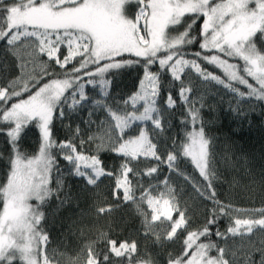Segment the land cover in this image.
I'll use <instances>...</instances> for the list:
<instances>
[{
  "label": "trees",
  "instance_id": "16d2710c",
  "mask_svg": "<svg viewBox=\"0 0 264 264\" xmlns=\"http://www.w3.org/2000/svg\"><path fill=\"white\" fill-rule=\"evenodd\" d=\"M44 2L52 9H70L83 0ZM148 3L129 2L123 14L135 20ZM20 4L0 0L3 33L10 9ZM203 23V15L186 14L165 32L164 42L175 43L169 52L200 70L180 78L160 65L168 55L163 51L156 58L120 56L118 66L107 71L101 67L112 61L88 64L92 39L79 30L57 31L62 36L56 56L43 46L38 28H30L35 34L9 30L0 36V221L15 159L36 156L25 151L21 137L28 131L40 136L37 121L17 133L13 108L51 82L69 81L74 87L55 107L48 126L53 169L48 194L38 206L48 264H185L192 257L218 264H264V88L242 69L243 78L258 91L207 61L216 53L203 48ZM66 33L84 37L87 51L70 57ZM252 44L264 56V20ZM147 72L157 78L161 110L160 129L150 133L155 158L132 155L121 146L122 140L139 136L136 127L117 137L119 148L105 145L94 151L97 134L107 127L103 117L133 114L131 100ZM91 79L108 83L106 97L99 100ZM79 82L86 83L83 100L73 91ZM194 128L202 130L208 150L204 176L187 154ZM64 146L95 159L103 176L93 182L77 172L64 156ZM162 185L176 198L178 209L170 220L155 218L142 199ZM122 247L127 250H117ZM0 264L25 262L15 255Z\"/></svg>",
  "mask_w": 264,
  "mask_h": 264
},
{
  "label": "rangeland",
  "instance_id": "374dc122",
  "mask_svg": "<svg viewBox=\"0 0 264 264\" xmlns=\"http://www.w3.org/2000/svg\"><path fill=\"white\" fill-rule=\"evenodd\" d=\"M18 1L21 4L10 9L7 16L5 33L18 30L19 36H25L35 34L30 28H38L42 30L40 40L46 49L52 51V56H56L61 44L58 41L62 35L57 31L79 30L92 39L88 64L112 61L101 67V70L107 71L118 66L115 59L120 56L156 58L163 51L168 55L159 60L160 65L168 67L177 78L189 70L200 74V70L194 63L169 52L175 43L164 42L165 32L168 27L177 25L186 14L203 15V48L216 53L207 61L223 69L233 80L258 91L243 78L239 72L242 69L247 77L255 78L264 88V56L252 44V37L264 20V0H149L147 8H139L135 20L127 18L123 8L127 3L138 0H83L77 8L70 9H52L44 0ZM5 33L0 30V36ZM63 37L67 38L65 43L70 57L87 51L88 44L84 43V37L73 33L63 34ZM88 83L99 100L106 97L107 82L91 79ZM73 88L69 81L51 82L26 103L16 105L11 112L18 134H22L25 125L37 121L40 136L33 131L22 135L20 144L27 153L36 156L26 161L15 159L9 182L3 190L5 209L0 221V260L11 261L17 255L25 264H48L43 250L45 238L38 229L41 220L38 206L46 197L53 169L48 126L55 107L62 102L67 90ZM85 88L86 83L79 82L73 90L81 100L86 99ZM156 98L157 78L147 72L138 94L131 100L133 114L128 118L113 114L103 117L107 127L97 134L94 151L105 145L119 148L117 137L136 127L140 130L139 136L122 140L121 146L132 155L155 158L156 147L150 133L160 129L161 125V110ZM61 150L66 159L74 163L77 172L87 179L95 182L103 176L100 164L95 159H86L71 146H64ZM187 154L204 176L208 150L202 130L193 129ZM142 199L145 207L157 219L170 220L178 209L172 189L166 190L163 185L155 186ZM181 226L182 223H179L176 229ZM191 239H195V236ZM117 250L125 251L127 247ZM198 259L192 257L185 264H218Z\"/></svg>",
  "mask_w": 264,
  "mask_h": 264
}]
</instances>
